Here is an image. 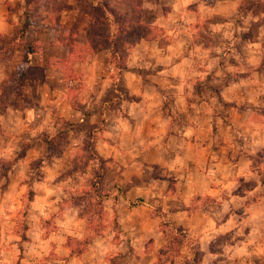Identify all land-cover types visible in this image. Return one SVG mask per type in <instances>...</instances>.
I'll return each instance as SVG.
<instances>
[{
	"label": "clouds",
	"instance_id": "1",
	"mask_svg": "<svg viewBox=\"0 0 264 264\" xmlns=\"http://www.w3.org/2000/svg\"><path fill=\"white\" fill-rule=\"evenodd\" d=\"M0 264H264V0H0Z\"/></svg>",
	"mask_w": 264,
	"mask_h": 264
}]
</instances>
